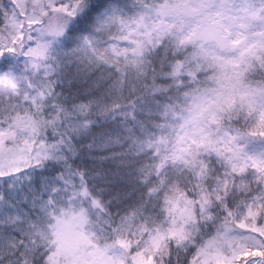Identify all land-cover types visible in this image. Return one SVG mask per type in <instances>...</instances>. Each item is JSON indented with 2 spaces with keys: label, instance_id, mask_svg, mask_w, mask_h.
Segmentation results:
<instances>
[{
  "label": "snow or ice",
  "instance_id": "6c2138e0",
  "mask_svg": "<svg viewBox=\"0 0 264 264\" xmlns=\"http://www.w3.org/2000/svg\"><path fill=\"white\" fill-rule=\"evenodd\" d=\"M0 264H264V0H0Z\"/></svg>",
  "mask_w": 264,
  "mask_h": 264
}]
</instances>
